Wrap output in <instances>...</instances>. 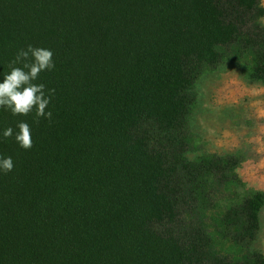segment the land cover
<instances>
[{
  "label": "trees",
  "instance_id": "trees-1",
  "mask_svg": "<svg viewBox=\"0 0 264 264\" xmlns=\"http://www.w3.org/2000/svg\"><path fill=\"white\" fill-rule=\"evenodd\" d=\"M28 45L55 94L51 120L0 107V264H264L244 156L187 157L204 73L264 82L262 0H0V83Z\"/></svg>",
  "mask_w": 264,
  "mask_h": 264
},
{
  "label": "rangeland",
  "instance_id": "rangeland-1",
  "mask_svg": "<svg viewBox=\"0 0 264 264\" xmlns=\"http://www.w3.org/2000/svg\"><path fill=\"white\" fill-rule=\"evenodd\" d=\"M195 93L189 126L196 142L187 157L196 160L204 154L229 151L242 154L240 192L264 196V82L252 80L242 64L226 62L217 70L204 73ZM251 250L264 255V206Z\"/></svg>",
  "mask_w": 264,
  "mask_h": 264
},
{
  "label": "clouds",
  "instance_id": "clouds-1",
  "mask_svg": "<svg viewBox=\"0 0 264 264\" xmlns=\"http://www.w3.org/2000/svg\"><path fill=\"white\" fill-rule=\"evenodd\" d=\"M52 56L51 50L36 48L32 45H28L26 50H19L14 60L9 64L11 71L5 74L3 82L0 83V107L10 110L13 116H26L35 109L36 123L40 118L51 120V111L46 112L45 109L54 96L55 89H48L46 95L45 85L36 84L33 81L37 80L42 71L54 69L55 64ZM18 64H22V67L16 66ZM17 128L15 141L22 149H30L32 139L29 125L20 121ZM12 136L13 129L11 127L3 131L4 138ZM13 168L14 163L10 156L0 157V171L7 174Z\"/></svg>",
  "mask_w": 264,
  "mask_h": 264
},
{
  "label": "crops",
  "instance_id": "crops-1",
  "mask_svg": "<svg viewBox=\"0 0 264 264\" xmlns=\"http://www.w3.org/2000/svg\"><path fill=\"white\" fill-rule=\"evenodd\" d=\"M237 151H239V149H238ZM233 153H236V152H234V151H229L228 153H224V154L219 153V155H230V154H233ZM215 154H217V153H215Z\"/></svg>",
  "mask_w": 264,
  "mask_h": 264
}]
</instances>
